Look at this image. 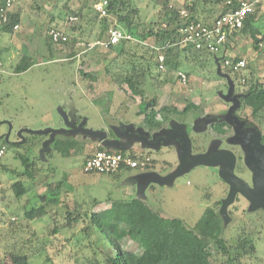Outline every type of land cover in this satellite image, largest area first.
I'll return each mask as SVG.
<instances>
[{
    "label": "rangeland",
    "instance_id": "obj_1",
    "mask_svg": "<svg viewBox=\"0 0 264 264\" xmlns=\"http://www.w3.org/2000/svg\"><path fill=\"white\" fill-rule=\"evenodd\" d=\"M132 1L139 10L140 32L150 29L165 7L181 10L184 3V0ZM4 2L0 0V7ZM11 3L9 11L18 13V28L12 29L10 33L0 31V142L17 141V144H24L17 138L22 129L39 131L63 125V119H60L63 117L58 112L68 99L75 102L77 114L87 120V129L100 132V127L106 128L114 122L112 128L117 126L120 133L122 127L118 124L128 122L121 112L128 107L125 104L128 101L122 102L119 97L128 96L136 103L131 101L134 107L145 108V115L150 111L158 113L156 121L160 127L148 129V133L153 132V137L155 131L160 134L162 130L172 131L174 125L181 126V132L189 143L187 161L196 155L211 157L212 143L220 140L213 134L209 124L201 126L199 120L225 112L229 107L225 98L231 97L232 90L243 94L245 89L242 85L249 82V78H252V83L264 88V48H255L251 38L236 34L235 38L232 35L228 37L231 46L215 57H240L247 66L242 71L235 75L227 73L216 60V63L212 61L204 68L184 67L178 72H158L151 66L152 77L144 79L140 86L141 95L135 96L125 83L119 82L118 77L129 70L130 63H155L157 52L153 47L157 45L154 39L148 38L141 42L136 35L135 41L126 45L122 56L117 51L100 46L91 49L88 43L106 39L105 30L114 24L113 19L101 24L93 12L83 9L74 0H12ZM258 5L255 21L264 18V0ZM205 6L209 7L207 4ZM202 7L198 5L199 10ZM213 11L217 14L220 8L215 7ZM71 16L78 17L77 21H69ZM51 21L66 33L67 43L54 44L49 40ZM260 29L264 36V28ZM23 57L28 58L33 66L24 73L15 74L14 68ZM157 73L160 75L157 76ZM177 73L185 75V83ZM74 79L87 82L91 87H101L89 88L91 96L79 88H75V93L69 96L62 93L65 86L61 82ZM104 85H111L118 98L112 99L109 94L103 96V90L107 89ZM237 94H234L233 100L240 96ZM93 98H98L103 111L95 109L96 101ZM116 107L119 110L117 115L113 111ZM165 110L167 112L164 113ZM241 110L250 112L251 109L245 107ZM258 112L264 115V108ZM22 136L28 141L16 150L26 154L35 163V171L32 179H29L23 174L24 169L14 149L6 148L0 159V264H9L10 256L17 252L25 253L30 264H95L94 258L102 263L111 255L109 246L97 232H92L91 236L85 234L86 221H83V215H77L75 209L83 206L84 212L92 213L107 209L117 199L130 203L124 193L131 186L136 190V198L145 200L146 205L157 211L160 217L179 220L186 228H192L206 209H212L222 221V238L227 245L232 248L238 244L246 248L254 247V254L242 257L240 262L264 264V214L257 211L258 208L255 213L250 212L246 202L235 203L232 198L223 197V185L215 164L198 163L172 178L171 182H166L180 163L179 139L170 145L160 142L155 149L143 145L149 150L142 155L128 148L122 149L121 152L126 156L141 155V159H150L148 164L151 163V166L148 169L127 172L142 176L143 179H130L124 173L117 178L82 173L84 159L102 150L101 143L96 140L79 138L83 150L63 161L58 154L52 157L41 151L47 137L26 133ZM16 181H21L27 189L17 200L10 189ZM59 183V191L50 194L48 191ZM43 195L56 199L58 204H49L46 209L48 214L43 218L27 219L25 212L40 206L39 197ZM219 201L222 214L217 211ZM242 209L244 214L241 213ZM68 211L72 217L78 218L70 226H66L65 214ZM53 228L56 232L49 233ZM119 244L126 252L138 251L137 244L127 237L122 238ZM212 256L211 264L222 258L220 253L216 254L214 246Z\"/></svg>",
    "mask_w": 264,
    "mask_h": 264
},
{
    "label": "trees",
    "instance_id": "obj_2",
    "mask_svg": "<svg viewBox=\"0 0 264 264\" xmlns=\"http://www.w3.org/2000/svg\"><path fill=\"white\" fill-rule=\"evenodd\" d=\"M10 1L12 2V0ZM74 1L80 3L83 9L90 10L94 13L92 9L94 0ZM226 1L191 0L187 2V0H184L181 10L172 6L165 7L157 21L152 23L150 29H144L140 32L139 10L133 4V1L108 0L106 9L109 18L101 20L100 23L103 24L105 21L107 22L113 19V26L130 35L132 40L120 41L116 45H109L107 49L117 51V54L122 56L125 53L126 45L135 41V36L137 35L141 42L148 38L154 39L157 45L156 47L163 54L164 71L178 72L184 67L193 69L194 66L204 68L209 63L211 64L212 61L216 63L215 60L219 61V59L215 55L205 51H198L190 46L184 47L180 45L178 28L185 21L180 11L183 10L187 13V21H202L208 23L224 14L231 7H234L239 1L247 0H230L231 6L226 5ZM253 1L255 0H249V2ZM258 3L254 4V13L247 17L244 26L237 33L232 34V36H237L236 34L246 35L252 39L255 48H264V36L261 35L260 29L264 28V18L256 21L254 19L255 11L259 8ZM205 4L209 7L207 8ZM198 5L203 6L201 10H199ZM215 7L220 8L217 14L213 13ZM4 15L6 16V21L3 22L0 18V31L10 33L15 26H18V13L9 12ZM60 28L54 21H51L49 31L59 30L65 33ZM48 38L53 43L49 33ZM240 59V57H234V61ZM151 66L158 71L156 60L153 65L148 63L142 65L140 63H130L129 70L124 75L118 77L119 82L125 83L133 95L140 96L142 82L144 79L152 77ZM30 67L31 62L29 59L23 57L16 64L14 73H23ZM227 73L236 74L229 71ZM156 75L159 76L160 73ZM242 86L245 91L238 98L240 108L247 107L253 112L262 110L264 108V88L256 83H252V78H249V82L244 83ZM196 110L197 108L194 111ZM165 112L167 111L165 110ZM157 115L158 113L156 111H150L149 114L145 115V121L149 128L156 129L160 127V123L156 121ZM27 141L25 139L23 141L24 144ZM24 144L8 143L2 140L0 147H5V150L9 147L13 148L24 169L23 174L29 179H32L33 171H35V163L31 162L26 154L19 153L20 151L16 150L22 148ZM72 144L74 145V143H70L69 146H72ZM102 150L110 153H118L109 149ZM62 153H65V149L62 150ZM120 154L126 156L122 152ZM129 157L135 160L141 159V155L135 156L130 154ZM150 164H147V167L145 166L141 169H148L151 166ZM59 187L60 183L48 192L54 195L59 191ZM10 189L16 200L20 199L27 192L26 187L21 181L14 182ZM39 200L42 203L40 206H34L25 212L27 219L43 218L48 214L46 209L50 205L58 204L56 199L47 198V195L40 196ZM75 212L79 217L83 215V221H86L87 227L84 229L85 234L91 236L92 232H97L109 246L111 255L102 260V263L98 260L96 261L94 258L95 264H211L213 258L212 246L215 247L216 254L220 253L222 256L220 260L214 261L215 264H242L240 262L242 257H250L254 254V247L252 246L246 248L238 244L239 246L237 245V247L232 248L227 245V242L222 238V221L212 209H206L192 228H186L179 220H168L160 217L157 211L147 206L141 200H134L130 203L112 202L107 209L92 213L84 212V208L81 206L77 207ZM71 214L69 211L65 214L66 226H70L71 222L78 220L77 217H72ZM54 232H56L55 228L49 230V233L54 234ZM124 237L129 238L137 244V252H126L122 250L119 243ZM61 248L63 247L59 249ZM9 264H30V261L25 253L17 252L10 256Z\"/></svg>",
    "mask_w": 264,
    "mask_h": 264
},
{
    "label": "built area",
    "instance_id": "obj_3",
    "mask_svg": "<svg viewBox=\"0 0 264 264\" xmlns=\"http://www.w3.org/2000/svg\"><path fill=\"white\" fill-rule=\"evenodd\" d=\"M262 0H255L253 2L249 1H239L234 7H231L224 14L218 16L213 21L204 23L202 21H187V13L185 11H180L182 17L185 21L179 26L178 34L180 36V45L190 46L198 51H205L212 55L217 56L223 53L225 46L228 42V37L234 33H237L246 22L249 15L254 13V4ZM12 3L10 0H5L3 6L0 7V18L2 21H6L5 13H9ZM108 0H94L92 4V9L99 20L108 19L109 15L107 13ZM226 5L231 6V1L227 0ZM69 21H77L76 16H71L68 18ZM18 26L14 27L16 30ZM49 35L54 44L60 43L65 44L68 41V37L59 30H50ZM130 41L132 40L130 35H127L124 31L116 28L115 26H110L106 30V39L99 40L89 44V48L95 46L104 47L107 49L109 45H116L120 41ZM156 52V62L158 64V70L164 71V59L163 54L158 47H153ZM219 67L229 71L231 73H237L242 71L246 67L245 60L240 59L234 61V57L222 56L219 61ZM179 79L185 83L186 77L182 73H177ZM5 154V147H0V159ZM149 158L143 157L141 160H135L129 156H123L120 153H110L106 150H97L92 155L87 157L82 164L81 170L84 174H94V175H112L118 172L122 168L138 169L144 168L148 162Z\"/></svg>",
    "mask_w": 264,
    "mask_h": 264
},
{
    "label": "flooded vegetation",
    "instance_id": "obj_4",
    "mask_svg": "<svg viewBox=\"0 0 264 264\" xmlns=\"http://www.w3.org/2000/svg\"><path fill=\"white\" fill-rule=\"evenodd\" d=\"M234 94L237 93L232 90L231 97L225 98L229 104L225 112L204 118L212 121L209 124L210 129L220 140L218 143H212L211 158L217 159L225 155L213 162L218 164L214 167L219 170L223 197L229 199L232 195L235 203L246 202L250 212L255 213V209L258 208L257 211L264 214V115L252 110L250 112L241 110L237 96L240 94L233 100ZM201 119L198 124L201 123ZM224 145L226 147L221 148ZM226 169L229 170V177L238 185L222 178L221 173ZM219 202L221 206V201ZM220 206L217 211L222 214ZM226 212L231 214L229 211ZM244 212L242 209L241 213Z\"/></svg>",
    "mask_w": 264,
    "mask_h": 264
},
{
    "label": "crops",
    "instance_id": "obj_5",
    "mask_svg": "<svg viewBox=\"0 0 264 264\" xmlns=\"http://www.w3.org/2000/svg\"><path fill=\"white\" fill-rule=\"evenodd\" d=\"M247 1H249V0H247ZM232 37L235 38L236 36H232ZM234 38H232V39H234ZM229 46H231V45L227 42L225 49H227V47H229ZM32 66H33V64H31V67ZM74 80L71 82L70 81L69 82H67V81L61 82V84L65 86V88H63L61 90L62 93H65L66 95L69 96V95H72L73 93H75L73 91L75 88H79L82 92H84L88 96H91L92 93L88 91L89 88L93 89V88H100L101 87L99 85L91 87L90 85L87 84V82H83V81L78 82V81H76V80L74 81ZM92 85H93V83H92ZM104 86H105V88L107 87V89L103 90L104 91L103 96H105L106 94L107 95L109 94V95H112V99L118 98V97H116L115 90L113 89V87L111 85H104ZM119 99H121L122 102L128 101L125 104H127L128 107L130 106L129 107L130 109L128 107L127 108L125 107L126 109L121 111V112H123L124 119L127 118L128 122L126 124H120V123L118 124L119 127H122V130L120 133L117 131L119 129L117 126H116V128H112L115 126L114 122H112L108 126H105L106 128L101 129L102 127H100L98 130L100 132H92L91 129L90 130L87 129L86 128V123H87L86 121L87 120L77 114V110L75 109V102L68 99L67 101L63 102V104L60 107L59 112H58V114L61 117H63V118H60V119H63L62 120L63 125L59 124L58 128H54V129L48 128V129L39 130V131H31V130H27V129H22L19 132L17 138L20 140V142L25 141V139H27V138L23 139V136H22L23 133H26L30 136L47 137L45 139V141L43 142V145L41 147V151H45L46 153H49L50 155H52V157H55V154H58L60 156V158H62L63 161L65 159L69 160L68 158L71 155L76 156L80 153V151L83 150V144L80 142V139H79L81 137L88 138V139L94 140V141L96 140V141L100 142L101 143V145H100L101 149H109L111 151L121 153L122 149L117 148V147L107 148L104 145L103 140L92 137L89 134L101 135L104 137V140H106L108 143H121V144L127 143L128 135H136L137 137L138 136L144 137L145 139H147V141L149 143L155 142L160 137L167 138V137L161 135V131H160V134L155 131L156 136L154 134V137L152 136L153 132L148 133L149 132L148 129H150V128L147 126L146 121H145L146 112H145V108L143 106H140L139 108L134 107L135 106V105H133L134 102L128 96L127 97L126 96H120ZM93 100L96 101L95 105H94L95 109H97L100 112L103 111V108L99 106L98 98H95V99L93 98ZM131 101L133 103H131ZM128 104H130V105H128ZM134 104H136V103H134ZM113 111L117 115V112L119 110L116 107L115 110H113ZM69 112H70V114H69ZM72 121H73V125H74L73 127L74 128L69 127V125L72 123ZM115 123H117V122H115ZM76 129H78V130H76ZM79 129H83L88 134L82 133L81 131H79ZM110 134H113L114 136L112 137V136H110ZM137 137H134V136L131 137V141H130V145H129L128 149L130 151H135L138 154H141V153L143 154L144 151L148 152L149 149H146L143 146L144 145L143 142L141 140H139ZM13 143H17V141H14ZM70 143H74V145L72 144V146H69ZM63 145H65V146L63 147ZM45 147H47V148L50 147L49 148L50 150L45 148ZM63 149H65V153H62ZM123 154H125V153H123ZM84 161H85V159H84ZM83 162H82V164H83ZM138 169H141V168H138ZM128 170H132V169L122 168L118 172H116L115 174L102 175V176H112L114 178H117V177H120L124 173V176H126L130 179H132L134 177L139 178V179H143L142 176L127 173ZM141 170H144V169H141ZM142 183H143V181H142ZM135 192H136V190L134 189V187L131 186V187L126 188V192L124 194L127 196V198L130 199L129 201L141 200L146 204L145 200L140 199L138 197L136 198ZM114 202L124 203V201H121L119 199H117Z\"/></svg>",
    "mask_w": 264,
    "mask_h": 264
},
{
    "label": "water",
    "instance_id": "obj_6",
    "mask_svg": "<svg viewBox=\"0 0 264 264\" xmlns=\"http://www.w3.org/2000/svg\"><path fill=\"white\" fill-rule=\"evenodd\" d=\"M230 93H231V91H229V94ZM201 122H202V125H207V124H210L212 121L203 119V120H201ZM73 126L74 125H73V121H72V123L69 125V127L74 128ZM172 128H173L172 131H166V130L161 131V135H163L167 138L160 137L153 143H149L147 141V139H145L144 137H139V136L137 137L136 135H128V141L126 144L108 143L106 140H104V137L101 135H92V134H89V135L92 137L98 138L100 140H103L104 145L107 148L117 147L120 149H124V148L129 147L132 136L137 137L139 140H141L143 142L145 147L151 148V149L157 148L158 145L160 144V142H164L166 145H170L174 140L179 139V143H180L181 147L178 151V158H179L180 163H179V166L177 167L176 171L170 177V179H166V182H168V183H169V181L171 182L172 178L183 173L184 171H186L190 167L197 165L198 163H209V164L218 165L217 163H213V162L217 161L218 159L225 156V155H222V156H220V158L213 159L211 157L204 156V155H196L187 161L186 156H187L188 149H189V143H188L187 137L181 132V126L174 125ZM76 130H78V129H76ZM79 131H81L82 133L88 134L83 129H79ZM228 169H226L223 173H221L222 178L225 179L226 181L234 183L235 185H238L237 182L233 181L229 177V175H228L229 170ZM242 190L244 191V188H242ZM231 198H232V195L229 197V199H231ZM223 204L225 205V202Z\"/></svg>",
    "mask_w": 264,
    "mask_h": 264
}]
</instances>
